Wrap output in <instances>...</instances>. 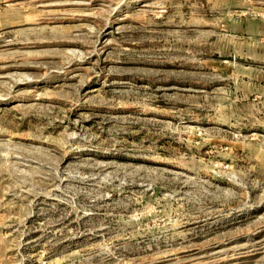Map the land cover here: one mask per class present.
Wrapping results in <instances>:
<instances>
[{
	"label": "rangeland",
	"instance_id": "374dc122",
	"mask_svg": "<svg viewBox=\"0 0 264 264\" xmlns=\"http://www.w3.org/2000/svg\"><path fill=\"white\" fill-rule=\"evenodd\" d=\"M0 264H264V0H0Z\"/></svg>",
	"mask_w": 264,
	"mask_h": 264
}]
</instances>
